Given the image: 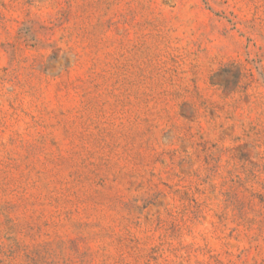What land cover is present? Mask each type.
Returning <instances> with one entry per match:
<instances>
[{
    "label": "rangeland",
    "instance_id": "obj_1",
    "mask_svg": "<svg viewBox=\"0 0 264 264\" xmlns=\"http://www.w3.org/2000/svg\"><path fill=\"white\" fill-rule=\"evenodd\" d=\"M0 264H264V0H0Z\"/></svg>",
    "mask_w": 264,
    "mask_h": 264
}]
</instances>
